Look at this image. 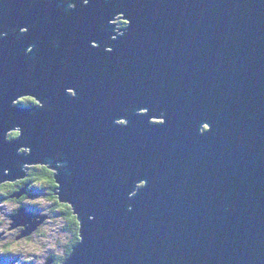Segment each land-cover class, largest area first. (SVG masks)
<instances>
[{
  "label": "water",
  "instance_id": "water-1",
  "mask_svg": "<svg viewBox=\"0 0 264 264\" xmlns=\"http://www.w3.org/2000/svg\"><path fill=\"white\" fill-rule=\"evenodd\" d=\"M30 166L63 264H264V0H0V186Z\"/></svg>",
  "mask_w": 264,
  "mask_h": 264
},
{
  "label": "rangeland",
  "instance_id": "rangeland-1",
  "mask_svg": "<svg viewBox=\"0 0 264 264\" xmlns=\"http://www.w3.org/2000/svg\"><path fill=\"white\" fill-rule=\"evenodd\" d=\"M31 169L32 166H30ZM33 184L35 189L33 195H30L32 197L21 205L3 199L4 196L0 194V235L7 237L0 241V256H3L10 264H47L51 256L64 258L67 254V246L73 238L70 231H68V222L62 216L60 208L55 205L56 200L50 199L48 196L47 187L39 181ZM17 187L22 186L7 187L2 192H12ZM21 198L11 200H21ZM29 205L38 210V215H34L27 210V207H30ZM21 210H26L31 215V221L34 223L41 221V216H45L47 219L42 225H38L29 236L20 238L21 242L17 243L16 237L19 233L11 232L9 229L13 225L19 224L20 221L14 220L13 217ZM17 227L22 228V236L24 233L29 232L31 224L29 220H23ZM7 242H9V245L6 244Z\"/></svg>",
  "mask_w": 264,
  "mask_h": 264
},
{
  "label": "trees",
  "instance_id": "trees-1",
  "mask_svg": "<svg viewBox=\"0 0 264 264\" xmlns=\"http://www.w3.org/2000/svg\"><path fill=\"white\" fill-rule=\"evenodd\" d=\"M119 20H121V19H119ZM120 25L122 27H125L126 23L120 21ZM32 104H35L34 100H32ZM15 136H16V134L10 135V137H15ZM37 181H39L40 183L44 184V186L47 187L46 189L48 191V196L50 197V199H58L54 194L57 190V184L55 183V180H54V172L49 170L45 166L32 167V169L30 170L28 178H26L25 180H22V181L4 184V185L0 186V191H3L4 188H7V187H14V186H20L21 185L22 187H20V188L17 187L15 192L7 191V192L3 193L4 198L11 199L12 195L17 194L19 192H23L26 185H29L27 192H30V191L34 192L33 188H35V186L33 183H37ZM0 194H2V193L0 192ZM26 195H27V193L23 196H26ZM65 209H66L65 210V216L67 217V222H68V224H67L68 225V231H70V233H73L75 235L73 236L72 243L69 244L70 246L66 252L67 253L66 256L64 258H58L56 260L55 264H63V262L68 258V256L70 255V253L72 252V250L74 249V247L78 244V242L80 240V238H79V223L77 221V218L73 214V211H72L70 206L66 205Z\"/></svg>",
  "mask_w": 264,
  "mask_h": 264
},
{
  "label": "flooded vegetation",
  "instance_id": "flooded-vegetation-1",
  "mask_svg": "<svg viewBox=\"0 0 264 264\" xmlns=\"http://www.w3.org/2000/svg\"><path fill=\"white\" fill-rule=\"evenodd\" d=\"M120 21L121 22H125V21H123V20H119L118 21V25H119V28H125V27H122L121 25H120ZM126 23V22H125ZM126 25H127V23H126ZM32 100H34L33 98H30V97H27V98H23V99H21L20 101H19V104H22V105H24V106H26V107H32V106H36V105H38V103L35 101V104H32ZM145 111H142V113H144ZM152 122H154V123H160V122H162L161 120H156V119H154V120H152ZM206 128H208V127H205V129ZM204 129V130H205ZM14 134H16V136L15 137H17L18 136V133H14ZM33 167H35V166H33ZM29 173H30V171L28 172V176H29ZM31 184V183H30ZM32 185V184H31ZM26 186H29V185H26ZM5 189V188H4ZM33 189H35V188H33ZM15 190L16 189H14L13 190V192H15ZM2 194L3 193H5V192H2V191H0ZM1 194V196H4V195H2ZM55 194V193H54ZM30 195H33V192L32 191H30V192H27V195L26 196H23L22 198H21V200H11V199H8L10 202H13V203H16V204H18V205H21V204H23L24 202H26V200L27 199H29V198H31L30 197ZM56 196V195H55ZM3 199H7V198H3ZM56 200V202H55V205L58 207V208H60V212H61V214H62V216L65 218V220L67 221V217L65 216V206L67 205V204H62V203H60L59 201H58V199H55ZM1 201V200H0ZM58 201V202H57ZM30 207L28 208L27 207V210L28 211H30V213H33L34 215H38V210H36V209H34L31 205H29ZM69 206V205H68ZM12 216V215H11ZM50 217V216H49ZM8 223H9V221H7ZM47 223V222H46ZM68 226V225H67ZM16 228V229H15ZM9 231H15V232H17V233H19V235L16 237V241H17V243H20L21 242V240H19V238L21 237V231H22V228H18V227H16V226H12L11 227V229H9ZM71 234V236L73 237L75 234H73V233H70ZM5 235H0V241H2L3 239H5V238H7L6 236L4 237ZM2 237H4V238H2ZM23 240V239H22ZM72 240H73V238H72ZM26 241V240H25ZM71 243H72V241H71ZM70 243V244H71ZM7 245H9V242H7L6 243ZM6 245V246H7ZM69 246L70 245H68L67 246V250L69 249ZM53 259L54 260V262L52 263V264H55V262H56V260L58 259V257L57 256H51L49 259Z\"/></svg>",
  "mask_w": 264,
  "mask_h": 264
},
{
  "label": "bare ground",
  "instance_id": "bare-ground-1",
  "mask_svg": "<svg viewBox=\"0 0 264 264\" xmlns=\"http://www.w3.org/2000/svg\"><path fill=\"white\" fill-rule=\"evenodd\" d=\"M120 18H121V16H119V17L117 18V20H116V21H117V24H119V23H118V20H119ZM121 20H122V19H121ZM118 29H119V25H118ZM19 239H20V238H19Z\"/></svg>",
  "mask_w": 264,
  "mask_h": 264
}]
</instances>
